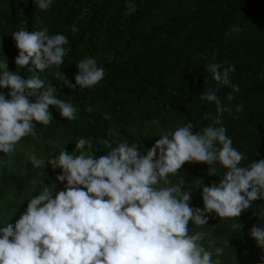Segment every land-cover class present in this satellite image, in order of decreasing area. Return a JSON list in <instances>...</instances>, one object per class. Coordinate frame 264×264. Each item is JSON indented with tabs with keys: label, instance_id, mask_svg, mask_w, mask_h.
<instances>
[{
	"label": "trees",
	"instance_id": "obj_1",
	"mask_svg": "<svg viewBox=\"0 0 264 264\" xmlns=\"http://www.w3.org/2000/svg\"><path fill=\"white\" fill-rule=\"evenodd\" d=\"M43 28L68 38L64 64L41 77L58 88L59 98L72 102L78 118L67 121L50 107L54 120L38 125L36 138L26 137L11 154L0 153V226L12 218L15 223L26 210L27 200L40 188H33V179L48 186L55 181L61 169L53 171L47 160L64 148L74 152L78 138L104 139L113 147L126 140L130 146L143 144L138 150L144 153L161 134L189 121L197 131L210 124L202 116L215 114V104L201 100L204 88L218 89L232 109L222 122L233 147L247 157L242 164L264 159V0H53L44 11L34 0H0V61L7 57L9 69L16 71L12 34ZM90 56L105 69L104 79L83 91L63 87L56 72L75 83V65ZM213 56L217 63L227 60L236 66L230 79L240 91L232 101L227 100L232 89L217 84L206 69ZM30 67L20 70L26 79ZM241 103L244 110L237 113ZM97 148L98 156L107 154L108 145ZM33 157L46 162L42 169L33 167ZM217 167V177L209 176L204 164L182 167L185 189L194 193L191 206L203 209L197 179L218 184L224 169ZM179 178L170 177L173 182ZM63 187L57 182V191ZM211 215L207 226L190 222L189 228L207 233L202 242L207 249L224 248L221 264H264V249L250 235L253 225L264 224V200L255 201L240 218ZM238 221L244 227L234 232L230 226Z\"/></svg>",
	"mask_w": 264,
	"mask_h": 264
},
{
	"label": "clouds",
	"instance_id": "obj_2",
	"mask_svg": "<svg viewBox=\"0 0 264 264\" xmlns=\"http://www.w3.org/2000/svg\"><path fill=\"white\" fill-rule=\"evenodd\" d=\"M34 3L44 11L53 0ZM12 38L18 49L16 71L9 69L7 57L0 61V89L9 90L0 91V153L5 155L17 151L26 137L36 138L38 125L54 120L50 107L67 121L78 118L72 102L59 98L58 88L41 77L64 64L68 38L50 35L47 28L20 29ZM30 63L32 75L26 79L20 70ZM75 66V83L56 72L62 86L73 92L77 86L79 91L93 88L105 77L95 57ZM206 69L217 84L232 89L227 94L232 101L240 91L230 79L235 64L217 63L213 56ZM200 98L215 104V114L202 116L210 124L197 131L189 121L161 134L144 153L138 150L143 144L130 146L125 140L113 147L104 139L81 137L71 154L64 148L49 158L53 171L59 168L61 173L50 186L33 179L34 189L40 184L38 194L27 200L15 223L12 218L0 226V264H221L224 248L207 249L202 243L207 233L193 231L189 224L207 226L212 213L221 219L240 218L255 201L264 200V159L242 164L247 157L233 147L222 122L225 112L233 115L232 109L219 98L218 89L204 88ZM243 110L242 103L236 107L237 113ZM97 144L108 145L106 155H97ZM30 161L38 169L46 163L35 157ZM188 163L207 165L209 176L217 177V166L224 169L218 184L197 179L203 209L191 206L194 193L185 189L186 179L179 174ZM172 176L180 178L173 182ZM57 182L64 185L58 191ZM230 227L240 232L244 225L238 221ZM250 235L264 249V224L253 225Z\"/></svg>",
	"mask_w": 264,
	"mask_h": 264
}]
</instances>
